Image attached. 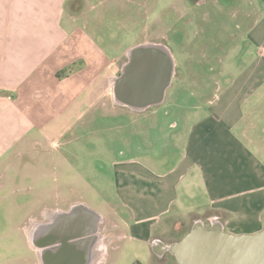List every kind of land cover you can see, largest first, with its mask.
<instances>
[{"label": "crops", "instance_id": "crops-1", "mask_svg": "<svg viewBox=\"0 0 264 264\" xmlns=\"http://www.w3.org/2000/svg\"><path fill=\"white\" fill-rule=\"evenodd\" d=\"M123 1L0 0V187H6L10 168L16 181L26 177V160L40 173V148L34 138L27 140L35 127L31 108L47 105L58 135L62 129L56 126L64 119L68 124L87 119L106 130L110 112L122 107L112 94L117 76L104 83L109 72L122 69V59L105 64L115 44L106 50L99 30L105 16L115 28L122 9L139 13L137 4L123 8ZM257 29L251 35L256 61L237 78L205 90L214 92L206 114L196 116L202 101L184 102L194 119L176 137L178 153L120 156L112 163L117 202L104 201L94 191L106 212L91 199L61 193L28 198L33 208L23 229L36 264H178L168 253L158 256L154 241H178L175 224L193 215L207 225L217 218L237 235L264 229V27ZM170 125L180 129L182 123ZM107 219L116 223L112 235L105 233ZM32 226L39 237L35 247Z\"/></svg>", "mask_w": 264, "mask_h": 264}, {"label": "rangeland", "instance_id": "rangeland-1", "mask_svg": "<svg viewBox=\"0 0 264 264\" xmlns=\"http://www.w3.org/2000/svg\"><path fill=\"white\" fill-rule=\"evenodd\" d=\"M135 4L139 13L131 15L122 9L115 28H111L105 16L103 28L99 30L104 35L103 45L109 51L112 43L115 44V51L108 52L110 59L107 57L105 64L110 65L116 57L122 59L119 61L122 67L130 48L143 43L165 44L176 63V74L165 102L144 112L115 107L103 131L87 123V119L69 124L64 119L56 126L62 129L58 135L53 134L55 125L51 123L50 108L47 105L31 108L28 113L35 127L31 128L27 140L34 138L40 148L41 169L39 173L38 165L35 164L34 170L26 160V177L16 181L17 173L10 168L6 187H0V264L37 263L36 253L22 228V224L27 225L25 218L33 208L27 203L28 198H36L38 194L55 197V193H61L69 199H91L95 207L106 212L107 206L101 205L94 191L101 192L104 201L117 202L112 163L120 156L137 157L142 153L171 157L179 147L176 142L179 131L189 119H194L184 108L187 103L202 101V109L196 115L202 117L206 114V101L214 95L213 91L205 90L220 87L226 79L237 78L257 59V45L251 35L257 33L258 26L261 30L264 27V0H127L122 3L123 8ZM91 33L95 32L91 30ZM119 75L120 72H109L105 85H109L112 76ZM107 100L110 102V97ZM179 121L180 129L171 127L170 124L174 126ZM37 174L40 178L33 181L32 176ZM191 219L176 222L180 231L174 239H180L190 229ZM115 224L107 219V235L117 232L113 229ZM126 256L133 257V254L126 252Z\"/></svg>", "mask_w": 264, "mask_h": 264}, {"label": "water", "instance_id": "water-1", "mask_svg": "<svg viewBox=\"0 0 264 264\" xmlns=\"http://www.w3.org/2000/svg\"><path fill=\"white\" fill-rule=\"evenodd\" d=\"M126 56L113 81L114 102L134 112L163 104L176 74L171 49L163 43H143L130 48ZM153 250L158 256L170 254L178 264H264V229L237 235L217 218L208 225L197 219L180 240L168 245L156 240Z\"/></svg>", "mask_w": 264, "mask_h": 264}, {"label": "flooded vegetation", "instance_id": "flooded-vegetation-1", "mask_svg": "<svg viewBox=\"0 0 264 264\" xmlns=\"http://www.w3.org/2000/svg\"><path fill=\"white\" fill-rule=\"evenodd\" d=\"M195 2H198V0H194ZM200 1V0H199ZM123 67V66H122ZM119 72H121V70L119 71ZM25 227V225L24 224H22V228H24ZM30 239H31V243L33 244V246L35 247V245H37L38 244V242H39V237H37V236H35V232H34V228H33V226L31 227V230H30Z\"/></svg>", "mask_w": 264, "mask_h": 264}, {"label": "trees", "instance_id": "trees-1", "mask_svg": "<svg viewBox=\"0 0 264 264\" xmlns=\"http://www.w3.org/2000/svg\"><path fill=\"white\" fill-rule=\"evenodd\" d=\"M75 3H76V2H74V4H75ZM197 218H198V215H193V219H197ZM190 228H191V227H190ZM189 230H190V229H188V230L183 234V236L186 235V234L189 232ZM183 236H181L180 239H181ZM180 239L178 238V240H180Z\"/></svg>", "mask_w": 264, "mask_h": 264}]
</instances>
